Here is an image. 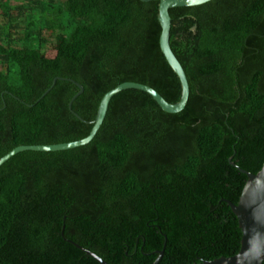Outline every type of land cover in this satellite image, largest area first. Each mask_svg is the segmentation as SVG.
<instances>
[{
    "label": "trees",
    "instance_id": "obj_1",
    "mask_svg": "<svg viewBox=\"0 0 264 264\" xmlns=\"http://www.w3.org/2000/svg\"><path fill=\"white\" fill-rule=\"evenodd\" d=\"M5 1L0 158L89 134L91 124L68 110L78 88L67 80L83 88L71 107L85 122L124 82L178 102L179 81L158 46L157 2ZM169 16L185 108L166 114L147 94L123 91L88 145L3 164L0 264H98L77 246L107 264H153L159 252L158 264L237 254L241 232L226 201L237 204L246 176L229 159L251 174L264 163V0H212Z\"/></svg>",
    "mask_w": 264,
    "mask_h": 264
},
{
    "label": "water",
    "instance_id": "obj_2",
    "mask_svg": "<svg viewBox=\"0 0 264 264\" xmlns=\"http://www.w3.org/2000/svg\"><path fill=\"white\" fill-rule=\"evenodd\" d=\"M140 2H157V22L160 26V35L158 40V46L161 54L163 55L167 65L175 74L180 85V98L176 103H168L165 101L161 95H159L152 88L133 82H124L117 85L115 88L106 92L99 101L96 115L94 120L91 122L92 128L88 136L83 139L61 143V144H51V145H34V146H17L6 155L0 158V167L10 160L12 157L19 153L32 151V152H62L79 147H83L89 144L99 128L101 127L108 106L111 99L119 94L120 92L127 90H136L143 92L151 97V99L156 103L160 110L166 114H177L181 112L187 103L189 97V85L185 75V72L179 63V61L174 56L169 45V33L171 27V18L169 16V10L175 8H192L204 5L212 0H139ZM196 26L192 27L194 32ZM57 80L60 78H55L51 86L42 94L44 97L50 89H52ZM70 81L78 88V92L71 98L68 102V110L72 115H74L79 121L84 122L80 117L72 111V102L76 97L83 93V88L72 80ZM87 124V123H86ZM231 166L235 167L240 173L246 176V182L241 191L240 197L236 205L229 201H226L228 207L230 208L232 214L237 220L238 228L241 232L240 248L236 255L228 258H218L212 261L202 262L200 264H262L264 261V163L261 169L256 174H251L249 172L243 171L236 167L229 159ZM61 235H63V227ZM72 243V242H70ZM74 244V243H72ZM76 245V244H74ZM81 251L85 252L88 256H91L99 264H106L104 261L99 259L97 256L93 255L87 250H84L77 246ZM162 257V252H159L157 259L153 264H158Z\"/></svg>",
    "mask_w": 264,
    "mask_h": 264
},
{
    "label": "rangeland",
    "instance_id": "obj_3",
    "mask_svg": "<svg viewBox=\"0 0 264 264\" xmlns=\"http://www.w3.org/2000/svg\"><path fill=\"white\" fill-rule=\"evenodd\" d=\"M1 1V0H0ZM8 1V0H7ZM2 2H6L5 0H2ZM9 3H11V5H15V1L14 0H9ZM5 8L4 7H0V13L2 11H4ZM55 56V49H53L50 45V43L47 44L46 46V49L44 51V58L47 59V60H51L53 59ZM4 69L2 68V71ZM77 119V118H76ZM81 119V118H80ZM78 120V119H77ZM105 120V119H104ZM81 122V121H80ZM85 122V121H84ZM104 122V121H103ZM82 123V122H81ZM87 124H91V122H86ZM84 123V124H86ZM103 124V123H102ZM102 126V125H101ZM91 128H92V125H91ZM101 128V127H100ZM99 128V129H100ZM91 130V129H90ZM99 131V130H98ZM90 133V132H89ZM97 134V133H96ZM88 136V135H87ZM83 139V138H82ZM73 142V141H72ZM88 145V144H87ZM86 146V145H85ZM84 147V146H83ZM80 148V147H79ZM77 149V148H76ZM73 150V149H72ZM69 151V150H68ZM24 153V152H23ZM20 154V153H19ZM6 155V154H5ZM3 157V156H2ZM9 161V160H8ZM5 164V163H4ZM91 253V252H90ZM94 255V254H93ZM92 258V257H91ZM98 263V262H97ZM99 264V263H98ZM107 264V263H106Z\"/></svg>",
    "mask_w": 264,
    "mask_h": 264
}]
</instances>
